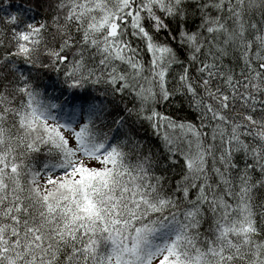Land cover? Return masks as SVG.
I'll return each instance as SVG.
<instances>
[{
    "label": "snow or ice",
    "instance_id": "1",
    "mask_svg": "<svg viewBox=\"0 0 264 264\" xmlns=\"http://www.w3.org/2000/svg\"><path fill=\"white\" fill-rule=\"evenodd\" d=\"M0 264H264V0H0Z\"/></svg>",
    "mask_w": 264,
    "mask_h": 264
}]
</instances>
